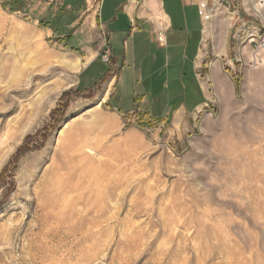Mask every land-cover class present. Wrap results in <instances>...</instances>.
Here are the masks:
<instances>
[{"label":"rangeland","instance_id":"1","mask_svg":"<svg viewBox=\"0 0 264 264\" xmlns=\"http://www.w3.org/2000/svg\"><path fill=\"white\" fill-rule=\"evenodd\" d=\"M255 2L217 8L205 48L222 73L215 89L202 69L206 105L173 109L163 79L155 100L139 93L118 112L104 101L123 65L108 55V76L97 63L81 85L80 72H42L36 43L89 53L54 17L61 4L0 0V264H264V67L240 63L233 39L241 19L263 22ZM92 36L77 43L96 50L104 34Z\"/></svg>","mask_w":264,"mask_h":264},{"label":"crops","instance_id":"2","mask_svg":"<svg viewBox=\"0 0 264 264\" xmlns=\"http://www.w3.org/2000/svg\"><path fill=\"white\" fill-rule=\"evenodd\" d=\"M216 1L206 0L209 8ZM203 2L204 0H59L54 4H61L63 11L60 15L55 13L54 17L71 21L70 26H67V29H75L71 44L78 45V49L89 50L84 61L92 57V61L79 73L80 83L84 76H87L85 83L95 79L88 73L97 63L106 66L107 72L111 69L100 59L104 55L111 58L115 67L123 65L120 72L112 73L115 77L109 82L111 91L104 103L110 102L114 110L122 112L128 99H132L131 103L136 105L135 98L139 93L141 97L155 100V85L164 79V87H172L170 95L173 96L174 91L179 94L181 103L177 107L173 105V109L188 112L208 103V86L201 81L202 69L211 71L210 84L215 89L217 75L222 73L219 63L207 62L208 51L205 45L218 42L215 29L219 21L216 14L211 23L204 21L199 14V5ZM96 29H101L104 34V41L98 42L96 50L90 49L87 43H77L79 36H85L88 41L94 39L92 35L96 33ZM216 56L226 58L229 54L224 49ZM232 63L236 68V60L233 59ZM125 72L130 73L132 82L129 92L123 88ZM196 97L198 99L191 104L189 100Z\"/></svg>","mask_w":264,"mask_h":264},{"label":"built area","instance_id":"3","mask_svg":"<svg viewBox=\"0 0 264 264\" xmlns=\"http://www.w3.org/2000/svg\"><path fill=\"white\" fill-rule=\"evenodd\" d=\"M54 0L53 3H56ZM219 5L222 7H226L230 1L233 0H217ZM261 3L264 5V0H260ZM214 5L212 8L208 7L206 0L199 5V14L204 19L206 23H211L213 20L212 12ZM241 24L236 28L233 26L232 29L235 30L233 35V39L239 42V47L237 50V54H239V62L241 63L245 58H247V54L245 50H248L250 57H248L247 65L250 69L258 70L261 67H264V23L260 22L261 24H254L249 21H245L241 19ZM105 58V57H104ZM109 61V58H105V62Z\"/></svg>","mask_w":264,"mask_h":264},{"label":"bare ground","instance_id":"4","mask_svg":"<svg viewBox=\"0 0 264 264\" xmlns=\"http://www.w3.org/2000/svg\"><path fill=\"white\" fill-rule=\"evenodd\" d=\"M218 7H219V3H218V1H216L214 8H213L214 10L212 12V14H213L212 17H214L216 12L218 11V9H217ZM253 7H254V11L256 12V15L260 16L264 22V5H263V3H261V1L259 0V2L254 3ZM233 23H234V19H233ZM35 45H36V48H35L34 52H35L36 58L38 60L39 65L41 64V66L46 67L42 71V72H45V74L46 73L52 74V73L57 72V71H63L66 74H77L88 63H90L92 61V57L88 58L87 61H84V60L79 59V58H77V59L70 58L68 56L56 57L51 53L49 54V53L45 52V50L43 49V45H41L40 43H36ZM64 79H66L65 75L59 77L58 81L54 85L57 90H61L62 88L68 87L71 84V83L64 81Z\"/></svg>","mask_w":264,"mask_h":264},{"label":"trees","instance_id":"5","mask_svg":"<svg viewBox=\"0 0 264 264\" xmlns=\"http://www.w3.org/2000/svg\"><path fill=\"white\" fill-rule=\"evenodd\" d=\"M21 0H19V2H20ZM22 1H24V0H22ZM105 76H108V72L106 71V75ZM82 83V82H81ZM81 83H80V85H81Z\"/></svg>","mask_w":264,"mask_h":264}]
</instances>
